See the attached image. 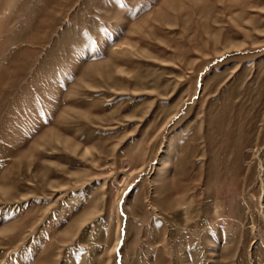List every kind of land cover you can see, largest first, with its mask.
I'll return each mask as SVG.
<instances>
[{
	"label": "rangeland",
	"instance_id": "374dc122",
	"mask_svg": "<svg viewBox=\"0 0 264 264\" xmlns=\"http://www.w3.org/2000/svg\"><path fill=\"white\" fill-rule=\"evenodd\" d=\"M0 264H264V0H0Z\"/></svg>",
	"mask_w": 264,
	"mask_h": 264
}]
</instances>
